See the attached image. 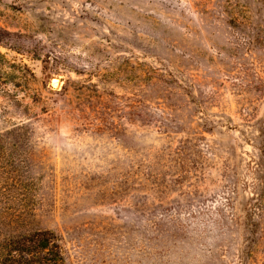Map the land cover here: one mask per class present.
Returning a JSON list of instances; mask_svg holds the SVG:
<instances>
[{"label":"rangeland","instance_id":"374dc122","mask_svg":"<svg viewBox=\"0 0 264 264\" xmlns=\"http://www.w3.org/2000/svg\"><path fill=\"white\" fill-rule=\"evenodd\" d=\"M0 180L69 264H264V0H0Z\"/></svg>","mask_w":264,"mask_h":264},{"label":"trees","instance_id":"16d2710c","mask_svg":"<svg viewBox=\"0 0 264 264\" xmlns=\"http://www.w3.org/2000/svg\"><path fill=\"white\" fill-rule=\"evenodd\" d=\"M18 183L0 180V264H69L58 233L33 226Z\"/></svg>","mask_w":264,"mask_h":264},{"label":"bare ground","instance_id":"6f19581e","mask_svg":"<svg viewBox=\"0 0 264 264\" xmlns=\"http://www.w3.org/2000/svg\"><path fill=\"white\" fill-rule=\"evenodd\" d=\"M62 79L57 76V78L53 79V84L57 85L58 87L61 85Z\"/></svg>","mask_w":264,"mask_h":264},{"label":"water","instance_id":"95a60500","mask_svg":"<svg viewBox=\"0 0 264 264\" xmlns=\"http://www.w3.org/2000/svg\"><path fill=\"white\" fill-rule=\"evenodd\" d=\"M54 78H57V77H53V78L51 79V82H50V84H51V86H52V87L56 88V87H58V86H57V85H55V84H53V79H54Z\"/></svg>","mask_w":264,"mask_h":264}]
</instances>
